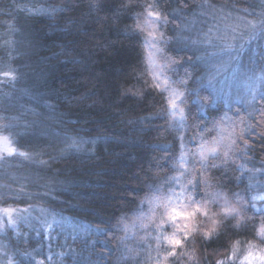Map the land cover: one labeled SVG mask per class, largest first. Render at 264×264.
I'll return each instance as SVG.
<instances>
[{
  "label": "trees",
  "instance_id": "16d2710c",
  "mask_svg": "<svg viewBox=\"0 0 264 264\" xmlns=\"http://www.w3.org/2000/svg\"><path fill=\"white\" fill-rule=\"evenodd\" d=\"M205 2L0 0V135L28 154L0 159V206L29 208L0 231V264L145 262L143 248L163 209L155 198L167 195L181 147L167 96L155 87L147 61L141 26L149 5L168 14L161 29L170 39L160 44L159 62L183 90L187 145L194 154L203 145L211 152L207 163L218 165L204 173L195 158L188 180L198 182L203 173L210 186L201 184L200 195L220 193L243 214L225 218L210 203L209 217L199 218L165 264H249V251L264 252L258 234L264 213L253 199V183H264V38L245 45L238 59L220 50L215 30L211 44L181 39L202 40L217 23L202 15L212 12L201 7ZM207 3L231 13L227 23L237 25V44L241 34L243 40L253 35L245 21L259 22L264 12L261 0ZM236 66L243 71L239 80ZM215 67L221 74L213 86ZM73 139L79 150L69 147ZM213 220L219 223L205 239Z\"/></svg>",
  "mask_w": 264,
  "mask_h": 264
},
{
  "label": "snow or ice",
  "instance_id": "6c2138e0",
  "mask_svg": "<svg viewBox=\"0 0 264 264\" xmlns=\"http://www.w3.org/2000/svg\"><path fill=\"white\" fill-rule=\"evenodd\" d=\"M261 3L264 4V0H261ZM202 8L207 7L212 9L211 13H202V15L206 17H210L213 21H217V23H214L211 27L208 28V31L205 33H202L203 39L197 40L192 39L191 37H181V39L188 40L192 45H195L197 43H203L207 42L209 44L212 43L210 39H208L209 34H211L214 30L219 33L217 35L216 39L219 41H222L221 44H219V48L221 51H226L229 54V57L232 59H238L240 55L245 51V45H251L257 37L264 38V12H261L259 15L261 16V19L259 22H253V21H245L246 26L251 29L253 35L248 40H243V34L239 36V40L243 41L242 43H235V41L238 39V37L235 35L237 25H232L227 23L228 19L231 17V13L223 14V9H216L215 6L208 4L207 0L204 5H201ZM245 13L248 12L247 9L242 10ZM217 13H221L218 15ZM252 14V13H248ZM236 19H243L242 17H237ZM146 24L149 27V31L147 33V36L145 37V44L150 50L149 55V64L153 65L155 64V61L151 55L153 51L155 52H161L162 49L158 47L161 43H167L170 38H166L163 32L158 31L157 26L159 27H165L169 23L168 21V14L162 13L160 10L156 8L155 5H149L146 10ZM195 23V21H193ZM205 23H207V20H205ZM220 23L224 24L223 29L220 28ZM188 25H185L181 32L188 29ZM229 33H231V41L228 42ZM235 53V55H233ZM261 57H264V51H261L260 53ZM199 59H203V57H200ZM170 63H175V61H171ZM159 72L154 69L153 70V80L157 81L160 76L164 77V84L167 85L169 78L164 73V69L168 67V65H160ZM222 67V66H221ZM221 67H215L214 68V75H210V78L208 80L209 85H213V81L216 79V76L221 74ZM175 71V69H173ZM262 72H264V67H262ZM5 76H8L10 80L14 81L15 76L12 73H5ZM189 73L187 69H185V76H188ZM180 84H185L186 81L184 79H180L178 81ZM173 83H176V81H173ZM223 87L227 88L229 87L226 82H222ZM214 86V85H213ZM155 87L161 88L160 83H155ZM162 90H168V89H162ZM223 90V89H222ZM256 89L253 88V93H255ZM183 94L176 92L175 90H172V97L169 98L168 103L170 107L174 110L172 112V115L176 114V111L178 109V105L176 104L175 100L179 97H181ZM253 99H256V96L253 95ZM261 100H264V96L260 97ZM181 115L183 113L182 109H179ZM261 115L264 116V109L260 110ZM225 119L224 117L221 118V120ZM230 119V118H229ZM10 127V126H8ZM223 129H221V138L223 139ZM232 143H235V141H232ZM12 141L8 136H0V159H4L5 155L11 156V155H19L24 156L25 158H28V154L24 152H18L14 147L11 146ZM71 148H76L79 150L80 145L77 143L75 139L72 140L71 145H69ZM230 149V145L228 146ZM203 149V145L201 146ZM213 153L217 152L216 148L211 149ZM200 161L201 167L204 169V173L208 171L209 168H215L218 167L215 163L208 164L207 163V157L202 150L200 153ZM222 158L224 159V162H227L228 158V152L225 151L222 155ZM243 167V165H241ZM173 181L179 182V178L173 177ZM203 185L205 188H208L209 181L208 179L204 178V174L201 173V180L198 182L188 181L186 186L185 184L180 185V192H176L174 189L170 191V194L168 196H158L155 198V201L162 204L164 212L162 213L161 219L159 224H157V229L161 230L163 225L166 223H170L173 227V232L171 235H166L161 233L160 236L156 237L157 246L159 247L161 240L166 242L168 246V256L175 257L177 256L176 249L177 248H183L184 247V240L187 239L192 231L195 230V224L192 223V226L190 227V223L195 220V218L198 215H202L203 217L208 218L209 217V204L210 203H217L220 199H223V204L219 205L221 208V211L225 218L232 217L233 219H243L242 209L234 206L231 204L226 198H223L220 193L213 194L211 198H209L208 193H204L202 196L198 192V188L200 185ZM157 191H160L159 188H157ZM27 195V193H24ZM238 195V194H237ZM261 199H264V197H260ZM255 199V198H253ZM152 203L153 201H149ZM243 203V202H241ZM255 207V205H253ZM256 211L264 213V208L256 209ZM11 210H8L6 213L9 218V222H13L11 220L10 215ZM218 221L213 220V228L207 231H204L202 235L205 239H209L212 236L213 231H215V227L218 224ZM239 226V224H237ZM259 235L264 236V225L261 226L259 230ZM183 239H182V238ZM191 259V257H189ZM50 259V257H49ZM166 259V258H165ZM254 259H258L260 261V264H264V252H262L258 257L254 255L253 252L249 251L248 255L244 257L245 261H248L249 264H251V261ZM9 264H11V260L9 261ZM42 264V262H41ZM219 264H222V262H219Z\"/></svg>",
  "mask_w": 264,
  "mask_h": 264
},
{
  "label": "rangeland",
  "instance_id": "374dc122",
  "mask_svg": "<svg viewBox=\"0 0 264 264\" xmlns=\"http://www.w3.org/2000/svg\"><path fill=\"white\" fill-rule=\"evenodd\" d=\"M146 19L144 20L143 24H142V30L144 32L145 37L147 36V33L149 31V27L146 24ZM158 31L162 32V27L157 26ZM146 45V44H145ZM158 47L160 48V44L158 45ZM146 52H147V61H148V65H149V69L150 72L153 76V70L155 69L157 71V73L159 72V67L161 64L159 62V52H155L153 51L151 53L155 64L150 65L149 64V55H150V50L148 49V47L146 46ZM236 68L238 69V71H236ZM236 68L233 71V75H237L238 76V80L240 78V68L239 66H236ZM243 72V71H240ZM167 76V75H166ZM168 77V76H167ZM169 78L168 84L165 85L164 84V77L160 76V78L156 81V83H160L161 85V90L162 89H168V90H163L167 96V102L169 100V98L172 97V90H175L176 92L179 93H183V90L178 87L175 83H173V80ZM183 95L179 98H177L175 100L176 104L178 105V109L175 110L176 114L172 115V112L174 111L169 103V112L172 118V123L175 126L179 137L181 139V147H180V152H179V156H178V163L176 166V172L175 174L172 176L173 177H177L179 178V182L173 181V179L171 178L170 183H169V187H168V193L166 196H168L170 194L171 190H175L177 193L180 192V185L181 184H185L187 185L188 180V173H189V168L191 166V164L193 163V161L196 159L200 160V155L199 153L203 150L205 155H207L208 153H211L210 150L206 149L205 147H203V149L200 147L196 153H192L187 145V142L185 140V132H186V126H185V113L183 111L182 115L179 111V109L183 110L182 107V100H183ZM226 98H230V94H228L226 96ZM0 136H4V135H0ZM12 147H14L13 145H11ZM253 186L255 187V194H254V201L255 204L258 208H264V199H261L260 197H264V183H253ZM223 197V196H222ZM224 198V197H223ZM218 205H222L223 204V199H220L217 202ZM8 210H11L10 215H11V220L14 221L13 222H9V218L8 215L6 214L8 212ZM211 210L213 211L214 209L209 208V212H211ZM164 212V209H162V212L158 215V217L156 218V225L159 224L162 213ZM29 213V208H24V207H2L0 206V231H3L5 229L6 226H15L18 222H20V220L22 218H24L27 214ZM199 218H203L202 215H198L195 220L193 222L190 223V227L192 226V223L195 224V226L199 223ZM262 226V225H261ZM260 226V228H261ZM173 232V227L170 223H166L163 225L161 230H158L157 227L154 229V233L152 235V238L147 241V245L144 246L143 248V258L145 259V262L143 264H165V258L168 256V246L166 244V242L162 241L160 242L159 247L157 246V241H156V237L160 236L161 233L166 234V235H171ZM261 236V235H260ZM190 237V236H189ZM188 237V238H189ZM264 238V236H261ZM182 238V237H181ZM187 238V239H188ZM183 239V238H182ZM185 239V240H187ZM184 240V241H185ZM183 241V242H184ZM255 256H259L258 254H255ZM249 263V262H248ZM251 264H260V261L258 259H254L251 261Z\"/></svg>",
  "mask_w": 264,
  "mask_h": 264
}]
</instances>
